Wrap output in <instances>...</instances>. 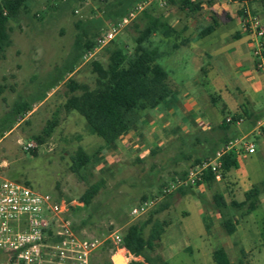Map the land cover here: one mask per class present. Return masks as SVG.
Returning <instances> with one entry per match:
<instances>
[{"label":"rangeland","instance_id":"1","mask_svg":"<svg viewBox=\"0 0 264 264\" xmlns=\"http://www.w3.org/2000/svg\"><path fill=\"white\" fill-rule=\"evenodd\" d=\"M162 1L142 0L136 3L143 2L146 6L155 3L156 8H162V15L167 13L165 18L168 21H173L176 27L187 24L192 34L206 21L223 19L221 9L211 10L218 0H203L201 8L193 14L175 8H163ZM115 2L116 6H110ZM120 6L118 0H77L73 3L68 0H31L27 12L21 14L19 19L9 21L12 27L11 44L0 59V118L16 100L34 103L9 130L0 134V172L7 178L28 182L34 189L64 202L65 207L59 214L57 226L67 221L79 235L96 237L100 242L90 254V264H107L111 261V254H114L116 264L140 260L139 256L129 252V255L118 261L119 255L109 237L118 234L122 238L129 224L144 221L154 205L165 201L168 206L158 217L169 224L159 237L156 251L167 264H215L211 250L220 245L227 250L231 264L242 259L241 249L246 253L244 264H264V244L260 235L264 229V204H257L250 212L245 208L236 211L231 209L230 212L239 215L240 235L243 237L246 234L245 239H241L237 232L226 234L220 224V216L212 205L213 190L224 192L227 200L234 196L240 200L243 198L240 189L232 185L222 186L220 180L211 188L204 185L192 188L193 193L177 194L176 188L171 187L177 179L175 173L187 170L195 153L186 152L185 158L171 164L169 156L173 150H166V145L171 141L168 140L160 146L156 145L165 150L150 155V140L162 141L164 138V128L157 125L158 117L154 127H143L142 134L137 131L133 137L137 141L136 145L131 144V138H128L115 150H103L102 139L89 131L83 117L74 110L67 111L64 108L66 99L72 94L68 89V79L93 87L95 74L92 72V61L105 65L107 50L114 45L120 46L126 53L130 52L133 38L138 34L133 20L91 56L81 57L63 80L57 82L42 99H38L59 74L55 68L69 57L75 35L81 28L76 23L79 21L84 27L87 24L90 26L97 18L102 19L103 23L94 36L96 39L111 24L106 19L107 14L117 21L120 14L116 11ZM252 14L260 19L264 27V13L255 9ZM232 28L238 29L239 25L234 22ZM159 49L163 51L164 48L159 46ZM163 66L170 71L166 64L163 63ZM182 66L183 63L177 64L178 71ZM185 71L188 76H193L190 68ZM198 77L201 78V75ZM211 87V83L204 84L202 90L211 91ZM188 89L190 91L184 92L185 97L197 95L208 100L205 92L197 93L193 87ZM50 120H54L55 124L51 133L45 136L43 129ZM215 121L211 118L209 127L215 125ZM203 125L205 127L207 123L199 125L192 132L202 129ZM36 136H43V141L38 143ZM250 139L254 140V137ZM28 143L30 146H27ZM78 145L91 155L88 169L93 176H89L85 182L69 169L70 155ZM237 161L238 166L230 169L227 178L234 179L240 188H248L252 184L259 186L264 181V159L259 147L251 154H241ZM104 167H109L112 173L102 174L100 169ZM100 176L105 178L104 186L88 206H83L79 200L81 194L88 184ZM234 192L235 195H232ZM198 200L201 201L204 214L212 222L209 233L205 231L196 204ZM144 202L147 204L144 213L131 214L133 207ZM179 244H186L189 248H178ZM170 245L173 246L169 252L166 249L165 253L162 247Z\"/></svg>","mask_w":264,"mask_h":264},{"label":"trees","instance_id":"2","mask_svg":"<svg viewBox=\"0 0 264 264\" xmlns=\"http://www.w3.org/2000/svg\"><path fill=\"white\" fill-rule=\"evenodd\" d=\"M30 1L0 0V59L4 57L6 48L11 44L10 32L12 27L9 25V21L19 19L21 14L27 12ZM75 1L77 0H68L70 3ZM137 1L142 0H118V3H121L120 8L116 11L117 14H120L118 19L126 14ZM232 1L252 2L255 0ZM163 2V8H175L188 14H193L201 8L203 0H163ZM116 4L117 2L111 3L110 6H116ZM156 6L155 3L146 6L133 19V26L138 34L133 38L129 53L124 52L120 46L114 45L112 49L107 50L108 56L105 65L99 61L91 62L92 72L95 74L93 87L80 85L72 79H68V89L72 94L66 99L64 108L67 111L74 110L79 113L85 120L89 131L100 137L104 146L111 145L127 132L133 112L158 107L172 91L167 81V72L159 62L161 54L155 47L151 46V37L153 35L167 38L173 37L178 34V31L162 15V8H156ZM106 19L110 23L116 22L111 17V14H107ZM102 23V19L99 18L91 22L90 26L87 24L82 27L79 21L76 23V26L81 28L75 35L72 51L69 57L55 68L59 74L46 87L41 97L38 98L39 100L57 82L63 80L67 73L73 70L84 53L93 48L95 44L94 36ZM213 27L214 24L202 29L199 35H206ZM177 46L178 44H174L173 47ZM76 91L78 93H74ZM33 103L34 101L28 104L21 99L14 101L11 108L0 118V134L9 130L21 115L30 109ZM246 114L248 118L252 119L253 123L261 116H257L255 112ZM238 118V116L232 115L230 116V121L224 119L216 128L181 134L171 140L166 145V150H173L172 155L169 156V163L174 164L177 160L185 158L187 156L186 152L188 153L189 151L195 153L191 163H189V167L199 163L206 157L212 156L215 151L230 140L224 135L229 132L230 125L234 124ZM54 124V120L48 121L43 129V135L48 136ZM261 135L264 138V127L261 129ZM35 139L38 143H41L44 138L43 136H36ZM30 150L33 151V149ZM161 150L165 149L153 146L149 149V153L153 156ZM70 160L69 169L76 177L85 182L89 176H93L88 169L91 155L87 154L82 146L78 145L74 149L70 155ZM136 160L140 162L139 159ZM237 166L238 161L233 154H225L222 157L220 177H225L231 168ZM100 172L102 174L112 173L109 167L101 168ZM185 174L186 170L178 174L175 173V178L183 179ZM215 178L217 176L214 173L206 172L203 180L205 183H210ZM23 183L28 184V182ZM104 184L105 178L103 176L88 184L79 198L83 206H88L91 203V200ZM191 189L192 187L189 186H179L176 188V193L179 195L193 193ZM262 192H264V181L259 186L252 185L244 192V197L240 201L234 198L226 201L224 195L220 192H215L212 195L213 208L218 212L220 224L226 234L230 235L236 231V225L239 220V215L230 212L231 209L236 211L245 208L248 212L254 210ZM167 206V201L154 205L144 221L129 224L125 228L120 245L134 256L141 258L137 261H130L128 264H167V261L156 251L159 237L169 224L159 219L158 215ZM236 215L237 217L235 218ZM202 221L205 231L209 233L212 222L206 214H203ZM260 235L264 244V229ZM240 253L242 259H239L236 264H244L246 262L244 260L245 251L241 249ZM212 258L215 264H231L228 253L222 246H217L213 249ZM107 264L113 263L110 261Z\"/></svg>","mask_w":264,"mask_h":264},{"label":"crops","instance_id":"3","mask_svg":"<svg viewBox=\"0 0 264 264\" xmlns=\"http://www.w3.org/2000/svg\"><path fill=\"white\" fill-rule=\"evenodd\" d=\"M244 8L251 12L257 9L264 13V0L252 2L218 0V3L214 4L211 10L214 12L221 9L223 19H211V21L200 24L194 34L188 31L189 26L187 24L176 27L173 21H169V24L177 29V35L168 38L159 35L151 37V46L160 52V58L164 56L163 60L159 58L160 64L162 60V67L165 69L164 63L170 68V71L168 68L165 70L172 91L158 107L133 112L127 132L111 145L104 146L103 150H115L120 143H125L128 138H131V144L136 145L137 141L133 137L137 131L139 130L142 134L143 127H154L156 117L159 118L157 125L162 126L165 132L162 141H158V139L150 140L151 147L160 146L168 140H174L181 134L191 133L194 128H198L199 125L205 123L207 125L205 127L203 125L200 130L216 128L227 117L236 115L241 118V121L231 124L229 132L224 136L229 139L241 136L250 138L253 136L255 151L259 147L261 156L264 159V138L262 135L255 133V123L246 114L255 112L257 116H260L264 112V72L254 69L248 38L242 30L240 22V15ZM166 14H163V16L165 17ZM234 22L239 25L238 29L232 28ZM212 24H214V27L209 33L204 36L199 35L202 29ZM221 28L223 30L220 31ZM174 44H178V46L173 47ZM159 46L164 48L163 51L159 49ZM178 63H183L182 69L179 68V71L177 69ZM187 68L191 69L193 76L186 74L185 70ZM199 75H201V78L198 77ZM210 83L212 85L211 91H203L204 84L209 85ZM188 87H193L197 93L205 92L208 100L197 95L185 97L184 92L186 90L190 91ZM211 118L216 119V121L214 122L215 125L209 127ZM227 173L225 177L215 178L204 185L211 188L222 180L224 184L222 186L232 185L240 189L242 195L253 185L248 188H245V186L240 188L234 179L227 178ZM219 184L221 185V183ZM215 192H220L225 197L224 192L220 190H213L212 195ZM232 195H235V192ZM233 198L235 199V196ZM225 200L230 201L231 199L227 200L225 197ZM259 203L260 205L264 204V192L259 195ZM196 204L202 218L204 210L201 201H196ZM184 214H187V212ZM235 232L239 233L238 224ZM245 236L246 234L242 237L239 233V238L245 239ZM172 246L162 247V250L166 253L167 249L169 252ZM179 247L189 248L186 244L182 246L179 244ZM213 249L214 247L211 251ZM225 251L227 252L226 249Z\"/></svg>","mask_w":264,"mask_h":264},{"label":"built area","instance_id":"4","mask_svg":"<svg viewBox=\"0 0 264 264\" xmlns=\"http://www.w3.org/2000/svg\"><path fill=\"white\" fill-rule=\"evenodd\" d=\"M145 6L143 2H138L116 22L111 23L96 37L93 48L84 53L83 57L91 56L96 49L112 41ZM240 22L242 30L248 35L254 69L264 72V27L260 19L247 8L243 9ZM226 121H230V117ZM240 121L241 118H238L235 123ZM262 127L264 112L255 121V133L261 135ZM254 151L253 139L247 136L232 138L212 156L189 167L185 177L176 179L171 187L203 186L206 172L221 178L220 169L225 154L232 153L237 159L241 154ZM64 207L63 201L55 200L48 193L40 192L29 184L7 178L0 172V264H90V254L100 242L96 237L79 235L67 221H62L58 227L59 214ZM146 208L144 202L133 207L131 214H142ZM109 238L115 252L123 250L124 257L129 255V251L120 245V235L113 234Z\"/></svg>","mask_w":264,"mask_h":264},{"label":"bare ground","instance_id":"5","mask_svg":"<svg viewBox=\"0 0 264 264\" xmlns=\"http://www.w3.org/2000/svg\"><path fill=\"white\" fill-rule=\"evenodd\" d=\"M117 253H118V255H119V259H118V261H121V258L124 257V256H123V251H122V250H119V251H117Z\"/></svg>","mask_w":264,"mask_h":264},{"label":"water","instance_id":"6","mask_svg":"<svg viewBox=\"0 0 264 264\" xmlns=\"http://www.w3.org/2000/svg\"><path fill=\"white\" fill-rule=\"evenodd\" d=\"M110 259H111V261H112L113 264H116L115 258H114V254H111Z\"/></svg>","mask_w":264,"mask_h":264}]
</instances>
